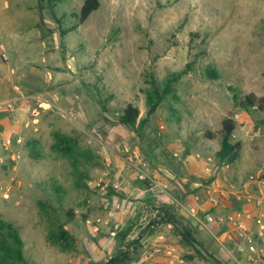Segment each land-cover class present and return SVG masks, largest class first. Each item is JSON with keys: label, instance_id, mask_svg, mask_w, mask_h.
<instances>
[{"label": "rangeland", "instance_id": "obj_1", "mask_svg": "<svg viewBox=\"0 0 264 264\" xmlns=\"http://www.w3.org/2000/svg\"><path fill=\"white\" fill-rule=\"evenodd\" d=\"M84 1L63 0L59 23L39 0H0V83L30 108L3 113L16 127L9 147L0 136V185L11 188L9 198L0 193V219L22 233L28 264H105L118 255L121 234L94 233L86 223L85 202L95 196L88 181L126 172L135 151L154 176L173 170L176 183L188 175L187 155L219 149L222 121L239 116L234 140L264 157V108L239 106L251 93L264 99V0H100L80 24ZM173 74H181L179 100H166L134 129L119 123L128 104L146 119L151 76ZM57 134L72 138L68 153ZM133 211L128 239L146 223ZM59 225L75 239L70 250L50 242ZM145 256L143 249L122 264Z\"/></svg>", "mask_w": 264, "mask_h": 264}, {"label": "crops", "instance_id": "obj_2", "mask_svg": "<svg viewBox=\"0 0 264 264\" xmlns=\"http://www.w3.org/2000/svg\"><path fill=\"white\" fill-rule=\"evenodd\" d=\"M5 48L6 46L4 39L0 35V50H5ZM6 62L7 59H0V77L3 76V71H5V69L7 68ZM9 92L10 96H7V93ZM23 96L24 95L19 94V90L15 89V87H11L8 89L4 86V84L1 85L0 83V102L18 99L20 100L19 104L21 107L17 111L23 110L25 106V104H23L22 102L24 100ZM14 125L12 124V121L10 122L8 118L4 117L3 113H0V136H2L3 141H12L11 137H9V133H11V127L12 129L16 127ZM210 138L212 140H215V137ZM219 149H216L215 151L208 150L199 154L194 153L190 156L187 155L185 159V166L182 170L188 175L181 178V181L177 180L176 183H173L174 181H172L173 175L171 171L173 170H166L164 173L154 170L155 177L163 182L170 183L171 188L173 189L172 191H176L177 193L179 192L180 196L186 194L185 190L194 191V194L187 195L183 202L182 200L173 197V194L171 193L172 191L170 192L169 196H163L160 201L162 204H165L170 208H176L174 200H178L185 207L184 209L178 212L182 215L191 218L187 210H195L199 212V214H203L207 211H213V207L208 201L209 190H214L217 192L224 191L228 193V191H230L231 185H234L235 188L239 190L245 188L254 197H258L261 199V205L258 208H255L254 210L256 216L255 222H252L251 224L255 235H260V239L257 243L258 250L264 254V189L259 185L249 181V176L251 175L262 174V176L264 177V157L258 151L244 149L236 163L227 164L219 167V160L217 158V153ZM133 153L139 155L138 151H135ZM14 157L15 154L13 158ZM106 183L107 187L103 192L95 191V196L90 197L85 202L86 208L84 212L86 216V221L88 218L92 217H102L106 219L108 217L104 207L106 201L110 202L113 206L117 204L122 207V211L116 210V220L120 222L122 226L124 225V223L136 220L133 211V209L136 208L139 212L138 216H140V222H147L152 219V213L148 209H146V204L151 199V195L145 190L142 183H140L136 179L134 173L129 170V168L126 169V172H121L120 170L113 171V174L110 172L109 177L106 179ZM115 185H120L121 190L115 189ZM112 192L113 195L110 198V195H108V193ZM107 196L109 197V199ZM252 206L244 205V207L247 208H252ZM257 220H259V223L256 222ZM88 226L94 233H101L103 230H107L109 228L106 226H102L99 232H95L93 231L90 225ZM161 229V231L156 233L155 237L152 236L146 240L147 243L149 242L147 246H150V243L154 239H156L160 234H164L169 240V242L178 246L179 240L178 237H176L174 234V226L172 224H168L164 225V227H161ZM212 229L215 233L219 231V228L214 226H212ZM199 232H202L200 233V236L207 243L206 246L210 249L211 252H215L219 259L228 262V264H235L231 258L232 253L228 252V254H226L223 252L222 248L220 249L219 253L217 248L214 249L209 247L211 241L208 242L207 239H212V241H215L217 244H219V242L213 236H211L209 232L205 231L202 228H199ZM20 235L24 240L21 232ZM146 235L144 236V238H146ZM203 235L204 237H207V239L204 238ZM226 235L227 234H222V239H224ZM230 235L231 233H228V238L230 237ZM198 239L200 241L199 237ZM181 250L184 253V257L187 259V264H213L211 262H205L204 260L199 259L196 253L191 249H187L185 252L183 251V249ZM143 261L145 262L143 264H168L166 258L159 255H156L149 259H146L145 256Z\"/></svg>", "mask_w": 264, "mask_h": 264}, {"label": "trees", "instance_id": "obj_3", "mask_svg": "<svg viewBox=\"0 0 264 264\" xmlns=\"http://www.w3.org/2000/svg\"><path fill=\"white\" fill-rule=\"evenodd\" d=\"M63 0H39V10L41 13L45 9L50 11L54 20L62 23V19L58 18L57 6L61 4ZM100 0H85L81 7L79 15H75L80 24L88 20V18L100 8ZM67 31L63 32L66 35ZM6 59V57H5ZM210 76L216 77L214 72L209 71ZM181 78V74H173L168 76L164 81L160 82L155 75L151 76L148 82L149 88L146 91V105H147V118H140V109L133 104H128L125 109L119 113V123L122 126L128 128H136L138 125L143 124L149 117L154 115L160 106L166 100L176 101L179 100V96L176 90V83ZM264 99L258 98L254 93L247 95L240 103L244 110L249 111L255 107L264 108ZM237 128V121L233 117H227L222 121V128L220 130V149L217 153V158L220 163L234 164L238 161L242 152V143L234 140V133ZM208 136L214 138L213 133H208ZM58 145L57 147L64 153H68L72 149V138L67 135L57 134ZM65 148H60L61 145ZM173 189H170V192ZM176 191H172L173 197L184 201L187 195H193L194 191L185 190V195L180 196ZM150 200L146 206L148 210L152 211L156 208V199L151 195ZM42 207L44 204L40 203ZM161 211L165 212L159 222L154 219H150L145 223L141 230V234L134 238L128 239L133 226L136 222L129 221L124 223L121 229L116 233L119 235L123 245L118 251L116 257H111L108 263L105 264H122L126 262L134 261L138 255H140L143 249L146 252L149 250L147 246V239L152 236H156V233L161 231V227L164 225L172 224L174 226V234L178 237V246L185 252L187 249L193 250L199 259L205 262H211L213 264H228V262L221 260L217 257L215 252H211L206 246V242L201 238L199 227L196 226L190 217L180 214L176 208H170L165 204H162ZM55 226V225H54ZM148 233L146 238H143L141 242L138 241L139 237L146 232ZM224 230H220L217 234H221ZM200 238V241L198 239ZM50 242L54 244H65L64 250H70L74 247L75 239L71 233L64 228L63 225H59L57 229L50 231ZM205 243V244H204ZM25 243L22 239L19 230L12 224L0 219V264H28L25 254ZM127 248V250H125ZM133 249V250H132ZM111 260V261H110Z\"/></svg>", "mask_w": 264, "mask_h": 264}, {"label": "built area", "instance_id": "obj_4", "mask_svg": "<svg viewBox=\"0 0 264 264\" xmlns=\"http://www.w3.org/2000/svg\"><path fill=\"white\" fill-rule=\"evenodd\" d=\"M19 102L20 100L18 99L0 102V113L16 112L21 107ZM24 108L30 109L29 107L26 108V106ZM234 119L238 121L240 117L237 116ZM22 142L23 138L18 137L17 143ZM11 144V140L4 141L5 147H9ZM127 162L129 170L134 173L136 179L156 199V208L152 211V219L159 222L165 217V212L161 211L162 203L160 199L165 195H170V183L157 179L153 175L148 162L142 160L136 154L129 157ZM109 175L110 172L106 171L99 179L88 181L89 188L103 192L107 187L106 179ZM249 181L264 189V177L262 174L249 176ZM114 188L118 190L120 185H115ZM242 189L239 190L234 185H231L228 193L209 190L208 201L212 205L213 211L199 214L195 210H186L196 226L209 232L219 242L224 253H232L231 258L235 264H264V254L257 247L260 235H255L251 224L255 222L254 210L261 205V199L254 197L245 188ZM10 191L9 185H0V193H4L6 198H9ZM174 203L177 212L185 208L178 200H174ZM244 205L253 206L252 208H247ZM104 207L108 215L106 219L92 217L88 218L86 222L95 232H99L102 226H106L117 233L121 229L122 224L116 220V210L122 211L123 209L120 205L115 204L113 206L108 201L105 202ZM146 209H148L147 206ZM256 222L259 223V220ZM212 226L224 231L221 234H217L212 229ZM228 233H231L229 238ZM222 234H227L224 239H222ZM146 254V259L159 255L165 257L168 264H187V259L184 257L182 250L177 245L169 242L164 234H160L150 243Z\"/></svg>", "mask_w": 264, "mask_h": 264}, {"label": "water", "instance_id": "obj_5", "mask_svg": "<svg viewBox=\"0 0 264 264\" xmlns=\"http://www.w3.org/2000/svg\"><path fill=\"white\" fill-rule=\"evenodd\" d=\"M148 233V230L141 236L139 237L138 241L141 242V240L144 238V236Z\"/></svg>", "mask_w": 264, "mask_h": 264}]
</instances>
